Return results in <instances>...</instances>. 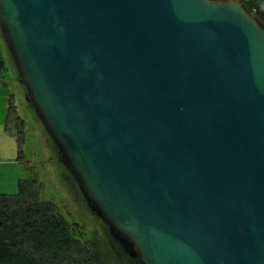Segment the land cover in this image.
<instances>
[{
    "label": "water",
    "instance_id": "water-1",
    "mask_svg": "<svg viewBox=\"0 0 264 264\" xmlns=\"http://www.w3.org/2000/svg\"><path fill=\"white\" fill-rule=\"evenodd\" d=\"M86 202L142 264H264V25L244 0H0Z\"/></svg>",
    "mask_w": 264,
    "mask_h": 264
},
{
    "label": "trees",
    "instance_id": "trees-1",
    "mask_svg": "<svg viewBox=\"0 0 264 264\" xmlns=\"http://www.w3.org/2000/svg\"><path fill=\"white\" fill-rule=\"evenodd\" d=\"M246 6L264 25V0H250ZM4 70L2 62L0 74ZM13 120L10 114L11 134ZM42 191L43 184L32 177L20 181L17 194L0 195V264H142L113 237L100 218L107 235L105 241L96 237L84 243L74 237L70 221L54 203L42 200Z\"/></svg>",
    "mask_w": 264,
    "mask_h": 264
},
{
    "label": "rangeland",
    "instance_id": "rangeland-1",
    "mask_svg": "<svg viewBox=\"0 0 264 264\" xmlns=\"http://www.w3.org/2000/svg\"><path fill=\"white\" fill-rule=\"evenodd\" d=\"M2 62L6 70L0 74V81L2 85H7L13 96L15 118L12 137H7L6 146L0 138V156L6 150L8 154L11 147L13 156L20 159V169L18 166L9 168L5 160L2 163L0 160V182L2 178L4 182L12 181L11 174L7 173L18 174L15 178L21 180L37 177L43 184L42 200L54 203L59 213L70 221L74 237L84 243H90L96 237L105 241L107 235L99 218L87 204L75 178L63 164L60 152L27 101V91L19 82L16 65L0 30V63Z\"/></svg>",
    "mask_w": 264,
    "mask_h": 264
},
{
    "label": "crops",
    "instance_id": "crops-1",
    "mask_svg": "<svg viewBox=\"0 0 264 264\" xmlns=\"http://www.w3.org/2000/svg\"><path fill=\"white\" fill-rule=\"evenodd\" d=\"M10 114H13L15 118V107L13 104V96L8 90L7 85L1 83L0 81V138L4 142L5 146L8 141L9 136L12 137V134L8 131V128L10 127L9 124V116ZM12 125L11 124V131H12ZM11 147L10 152L7 154V150L0 156L1 163L5 160V163L8 164L7 166L9 168H16L17 166L20 169V159L11 153ZM8 175L11 174L10 178L12 181L4 182L3 178L1 179V187H0V195H15L19 191V183L21 179L18 177L15 178V176H18V174L15 173H7ZM6 183V184H4Z\"/></svg>",
    "mask_w": 264,
    "mask_h": 264
},
{
    "label": "built area",
    "instance_id": "built-area-1",
    "mask_svg": "<svg viewBox=\"0 0 264 264\" xmlns=\"http://www.w3.org/2000/svg\"><path fill=\"white\" fill-rule=\"evenodd\" d=\"M250 0H244V2L246 3V2H249Z\"/></svg>",
    "mask_w": 264,
    "mask_h": 264
},
{
    "label": "flooded vegetation",
    "instance_id": "flooded-vegetation-1",
    "mask_svg": "<svg viewBox=\"0 0 264 264\" xmlns=\"http://www.w3.org/2000/svg\"><path fill=\"white\" fill-rule=\"evenodd\" d=\"M77 182V181H76Z\"/></svg>",
    "mask_w": 264,
    "mask_h": 264
}]
</instances>
